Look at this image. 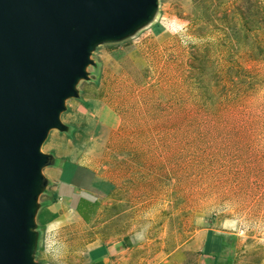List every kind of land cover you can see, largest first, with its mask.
<instances>
[{"label":"rangeland","instance_id":"1","mask_svg":"<svg viewBox=\"0 0 264 264\" xmlns=\"http://www.w3.org/2000/svg\"><path fill=\"white\" fill-rule=\"evenodd\" d=\"M158 1L150 24L94 49L60 115L110 184L93 239L127 238L105 264L189 263L211 227L228 232L230 264H264V0ZM63 138L51 130L41 150ZM38 224L35 260L81 259L82 224L56 239Z\"/></svg>","mask_w":264,"mask_h":264},{"label":"water","instance_id":"2","mask_svg":"<svg viewBox=\"0 0 264 264\" xmlns=\"http://www.w3.org/2000/svg\"><path fill=\"white\" fill-rule=\"evenodd\" d=\"M158 4L0 0V264H44L35 260L38 196L50 185L43 168L58 159L41 146L51 130L71 135L60 115L89 79L94 49L132 37Z\"/></svg>","mask_w":264,"mask_h":264},{"label":"crops","instance_id":"3","mask_svg":"<svg viewBox=\"0 0 264 264\" xmlns=\"http://www.w3.org/2000/svg\"><path fill=\"white\" fill-rule=\"evenodd\" d=\"M77 130L73 126L70 136L62 133L64 134L62 150L55 148L45 151L51 152L58 159V163L56 166H48L42 170L50 180L49 191L56 194L55 201L44 207L43 218L46 221L44 225L51 223L49 232L56 239L62 232V225L68 220L82 224V227H85L84 235L87 240L81 248V259L77 256L78 259L74 260L75 262L71 261V264H105L108 255L114 253L121 241L123 239L126 241L127 238L124 235L119 240L98 243H95L93 239L96 236L94 222L99 205H101L102 197H108L110 184L99 177L96 169L90 164L88 159L92 156L88 154V146H78L75 142V146H72L71 140L74 141ZM196 233L193 239L197 240L190 241L195 251V258L192 262L183 261L178 264H230V257L226 253L228 232L206 227ZM66 246L67 244L63 242L57 243L59 249ZM61 258L64 259V256ZM171 261L172 258H169L159 264H173Z\"/></svg>","mask_w":264,"mask_h":264},{"label":"trees","instance_id":"4","mask_svg":"<svg viewBox=\"0 0 264 264\" xmlns=\"http://www.w3.org/2000/svg\"><path fill=\"white\" fill-rule=\"evenodd\" d=\"M56 199V194L54 192H51V191H48V198L44 201V204L42 205V209L40 210V212L38 213L37 215V219H38V222L41 224V225H44V223L46 222L43 218V215L45 213V210H44V207L48 204V203H52L54 202Z\"/></svg>","mask_w":264,"mask_h":264}]
</instances>
